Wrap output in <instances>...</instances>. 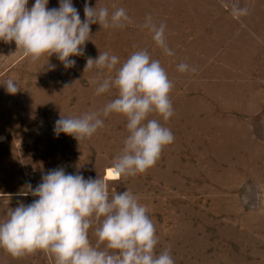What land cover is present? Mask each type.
I'll return each instance as SVG.
<instances>
[{"label":"rangeland","instance_id":"374dc122","mask_svg":"<svg viewBox=\"0 0 264 264\" xmlns=\"http://www.w3.org/2000/svg\"><path fill=\"white\" fill-rule=\"evenodd\" d=\"M35 0H28L30 8ZM81 20L85 0H72ZM92 7H123L131 23L103 29L92 24L84 54L65 68L54 54L32 62L15 42L0 41V221L47 172L63 168L85 179L100 176L122 153L126 118L110 114L90 138L54 132L61 116L100 111L116 89L95 95L114 72L87 59L108 52L119 67L135 51L159 60L173 83L174 115L164 122L174 141L144 174L105 180L110 194L126 189L148 209L156 228L157 254L170 249L174 264H264V0H88ZM233 5L247 8L235 18ZM58 8L59 0H49ZM166 25L164 54L141 26L148 16ZM186 63L191 70L181 73ZM16 82L8 94L3 85ZM89 238H97L94 228ZM36 264H55L51 254H29ZM28 255V256H29ZM0 248V264H16Z\"/></svg>","mask_w":264,"mask_h":264},{"label":"clouds","instance_id":"9594fccd","mask_svg":"<svg viewBox=\"0 0 264 264\" xmlns=\"http://www.w3.org/2000/svg\"><path fill=\"white\" fill-rule=\"evenodd\" d=\"M49 0H0V41L15 42L25 58L32 62L56 55L65 68L75 65L74 56L84 54L91 37L92 24L103 29L123 28L131 18L123 7L113 5L99 8L84 4V19L72 0H59L58 8H49ZM247 8L232 7V15H247ZM152 34L155 44L165 55L174 53L166 42V25L157 26L149 15L141 26ZM120 59L108 52L89 57L85 71L94 67L114 72L98 82L95 95L116 89V98L102 110L81 116H61L55 121L54 132L64 133L78 141L90 139L104 127V118L119 114L126 118L128 135L122 153L114 160L107 175L120 179L144 174L159 160L165 146L174 135L153 114L167 122L174 115L170 92L173 83L159 60L152 59L147 50L133 52L119 67ZM181 73L190 69L180 63ZM8 94H16V82L4 84ZM30 204L18 203L0 221V248L13 258L33 254L38 250L51 254L55 264H174L170 249L157 254L156 228L148 209L132 191L110 194L105 179H93L79 173H66L57 168L42 176L33 189ZM25 193H21L24 195ZM97 238L93 245L90 229Z\"/></svg>","mask_w":264,"mask_h":264},{"label":"crops","instance_id":"0c3cea01","mask_svg":"<svg viewBox=\"0 0 264 264\" xmlns=\"http://www.w3.org/2000/svg\"><path fill=\"white\" fill-rule=\"evenodd\" d=\"M21 193H25L24 195H21ZM4 194V192H0V195ZM15 195L17 196H32L31 195V192H23V191H20V192H17L15 193ZM33 257L31 255H25V256H22V257H19V258H16V264H36L34 263Z\"/></svg>","mask_w":264,"mask_h":264},{"label":"bare ground","instance_id":"6f19581e","mask_svg":"<svg viewBox=\"0 0 264 264\" xmlns=\"http://www.w3.org/2000/svg\"><path fill=\"white\" fill-rule=\"evenodd\" d=\"M109 168H107L106 171H105V175H104L105 180H117L115 177H110V176L107 175V171H108Z\"/></svg>","mask_w":264,"mask_h":264}]
</instances>
